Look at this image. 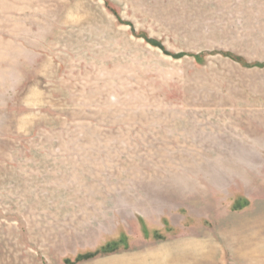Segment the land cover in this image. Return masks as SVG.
I'll use <instances>...</instances> for the list:
<instances>
[{
    "label": "rangeland",
    "instance_id": "1",
    "mask_svg": "<svg viewBox=\"0 0 264 264\" xmlns=\"http://www.w3.org/2000/svg\"><path fill=\"white\" fill-rule=\"evenodd\" d=\"M188 239L264 264V0H0V264Z\"/></svg>",
    "mask_w": 264,
    "mask_h": 264
},
{
    "label": "bare ground",
    "instance_id": "2",
    "mask_svg": "<svg viewBox=\"0 0 264 264\" xmlns=\"http://www.w3.org/2000/svg\"><path fill=\"white\" fill-rule=\"evenodd\" d=\"M205 246V245H204ZM261 250L264 249V244L259 246ZM166 250V258L169 261L176 262L178 264H189L188 261L192 258H196L199 256H203L207 250H204L202 244L188 239V241L179 242L178 244L174 245V247L167 246ZM214 251V250H213ZM210 253V250L207 253ZM206 256V255H204ZM187 261V262H184ZM184 262V263H183ZM193 264L194 260L192 261ZM192 264V263H191Z\"/></svg>",
    "mask_w": 264,
    "mask_h": 264
},
{
    "label": "trees",
    "instance_id": "3",
    "mask_svg": "<svg viewBox=\"0 0 264 264\" xmlns=\"http://www.w3.org/2000/svg\"><path fill=\"white\" fill-rule=\"evenodd\" d=\"M180 55V54H177ZM118 246L117 242H113L108 244L106 247H104L102 250H98L96 252H89L86 254H81L78 256L77 261H82V260H87V259H91L94 258L95 256L101 254V253H108V252H112L114 251Z\"/></svg>",
    "mask_w": 264,
    "mask_h": 264
}]
</instances>
